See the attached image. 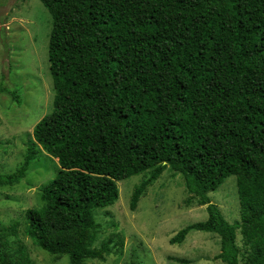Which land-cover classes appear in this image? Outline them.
Instances as JSON below:
<instances>
[{"label": "trees", "instance_id": "1", "mask_svg": "<svg viewBox=\"0 0 264 264\" xmlns=\"http://www.w3.org/2000/svg\"><path fill=\"white\" fill-rule=\"evenodd\" d=\"M41 2L52 16L53 110L36 124L22 165L0 173V187L20 183L38 160L36 144L59 161L43 205L25 212L33 244L71 264L104 259L111 241L94 247L96 210L118 200L119 181L149 172L133 190L135 211L169 169L208 214L170 242L215 233L217 259L264 264V0ZM2 92L22 103L16 90ZM232 175L235 223L209 196ZM2 231L19 234L16 224ZM2 245L0 264H32L23 248L11 258Z\"/></svg>", "mask_w": 264, "mask_h": 264}, {"label": "rangeland", "instance_id": "2", "mask_svg": "<svg viewBox=\"0 0 264 264\" xmlns=\"http://www.w3.org/2000/svg\"><path fill=\"white\" fill-rule=\"evenodd\" d=\"M51 29L52 16L41 0H0V86L16 90L22 100L19 104L11 93L0 94L1 174L12 173L22 165L36 124L53 110ZM35 146L38 160L30 165L27 176L14 186L0 187L1 250L12 258L23 248L32 264H71L69 255H53L34 245L25 234L26 210L43 205L41 189L60 169L57 158ZM149 175L144 172L119 181L118 200L96 210L102 230L94 247L110 240L111 252L104 259H90L84 264H225L216 257L221 243L215 233L193 230L184 242H170L182 228L208 217L207 205H200L198 198L187 192L182 174L165 170L146 189L137 209H130L135 186ZM209 196L229 222L240 220L236 176H229ZM15 224L18 236L3 238L2 229ZM238 244L244 249L240 232Z\"/></svg>", "mask_w": 264, "mask_h": 264}]
</instances>
